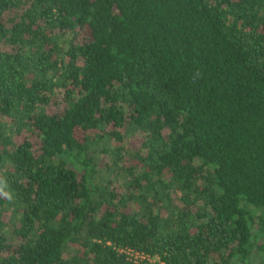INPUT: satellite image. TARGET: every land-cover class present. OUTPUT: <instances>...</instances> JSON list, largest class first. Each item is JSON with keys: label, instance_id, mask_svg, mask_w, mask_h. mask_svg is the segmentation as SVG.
<instances>
[{"label": "trees", "instance_id": "1", "mask_svg": "<svg viewBox=\"0 0 264 264\" xmlns=\"http://www.w3.org/2000/svg\"><path fill=\"white\" fill-rule=\"evenodd\" d=\"M126 249L264 264V0H0V264Z\"/></svg>", "mask_w": 264, "mask_h": 264}, {"label": "built area", "instance_id": "2", "mask_svg": "<svg viewBox=\"0 0 264 264\" xmlns=\"http://www.w3.org/2000/svg\"><path fill=\"white\" fill-rule=\"evenodd\" d=\"M127 257L133 261L135 264L138 263L140 264L141 261L143 260H149L146 256L139 254L137 252H133L132 250L126 249L125 251H123ZM151 262V261H150Z\"/></svg>", "mask_w": 264, "mask_h": 264}, {"label": "rangeland", "instance_id": "3", "mask_svg": "<svg viewBox=\"0 0 264 264\" xmlns=\"http://www.w3.org/2000/svg\"><path fill=\"white\" fill-rule=\"evenodd\" d=\"M127 139H128L127 142H129V145L132 146V143H133V142L135 143V142L138 141V136H137V135H135V136H131V135H129V136L127 137ZM100 174L104 175L105 173L102 172V170H101V173H100Z\"/></svg>", "mask_w": 264, "mask_h": 264}]
</instances>
